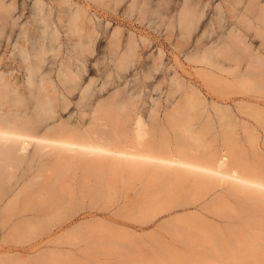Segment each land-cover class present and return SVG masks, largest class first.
Listing matches in <instances>:
<instances>
[{"label": "rangeland", "instance_id": "1", "mask_svg": "<svg viewBox=\"0 0 264 264\" xmlns=\"http://www.w3.org/2000/svg\"><path fill=\"white\" fill-rule=\"evenodd\" d=\"M23 1L29 10L30 0ZM70 2L82 5L96 24L94 52L83 77L91 79L97 90L108 82L99 97L117 93L119 98L132 96L135 103L125 135L119 143L107 142L110 148L136 151L133 130L140 119L144 140L152 144L157 156L176 158L175 141L180 137L191 154L203 150L227 156L233 171H264V83L257 77L264 74V67L255 63V58L264 60V0ZM190 7H194L193 14L185 10ZM51 19L55 21L56 16ZM114 28L119 29L124 45L130 38L135 41L140 58L132 66V76H124V68L119 70L107 58L102 59ZM60 39L65 51L62 33ZM158 51L162 69L155 73L151 69ZM206 57L213 64L201 59ZM107 72L112 74L110 78ZM14 75L21 77L22 71L16 68ZM172 75L192 84L211 114L215 103L229 106L233 124L213 115L209 128L197 140L203 120L179 124L170 118V109L179 99L177 94L167 98ZM77 95L69 96L70 106L61 113L60 122L69 113V123L81 130L120 131L115 125L95 123L90 114L81 118ZM253 109L260 113L257 120L251 116ZM231 128L228 136L222 134ZM98 138L100 135L94 136L95 141ZM97 161L111 164L115 160L110 155L89 156L71 164L52 153L40 157L19 181L14 179L18 171L10 168L13 176L3 178L0 191L11 187L8 199L15 194L18 199L7 211L6 229L0 226V264H264V197L242 191L239 183L197 178L180 169L179 178L162 177L158 184V177L156 180L134 163L131 174L123 172L116 181L109 167ZM148 166L167 171L158 164ZM33 176L38 177L31 180ZM68 189L77 194L82 189L84 196L73 204L69 197L74 195ZM58 198L62 199L59 204ZM20 219L31 227L11 231Z\"/></svg>", "mask_w": 264, "mask_h": 264}, {"label": "bare ground", "instance_id": "2", "mask_svg": "<svg viewBox=\"0 0 264 264\" xmlns=\"http://www.w3.org/2000/svg\"><path fill=\"white\" fill-rule=\"evenodd\" d=\"M92 1L107 5L111 0ZM30 2L28 10L26 8L28 5L23 0L21 2L0 0V45L4 47V52L0 53V182L4 177L9 180L10 176H13L9 175L11 169L18 171L14 175L15 181L21 180L36 166L40 157H50L52 153L71 164H77L89 156L110 155L115 160L111 164L100 161L97 163L109 167L114 176L112 178L116 181L123 172L130 175L134 163L142 165V170L147 174L149 172V175L156 180L158 177V184L162 177L170 178V181L179 178L181 173H177V169H180L184 172L191 171L195 176L216 177L224 182L233 181L243 185L242 191L249 190L264 197V171L251 168H245V173L237 168L233 171L229 157L203 150L191 154L185 149L184 141L180 137L175 141L179 153L176 158L157 156L152 151V144L144 140L145 131L140 119L135 121L133 130L137 142L136 151L110 148L107 142L119 143L122 139L121 135H125L123 130L132 121V107L135 103L132 96L127 99L119 98L117 93L108 95L106 99L99 97L98 93L104 90L108 82L104 80L105 82L97 90L90 83L91 79L87 81L82 75L88 57L94 52L96 24L82 5L73 4L70 0H30ZM114 2L118 3V1ZM193 8L185 10L189 13L194 11ZM27 10L28 12H25ZM54 16H56L55 21L51 19ZM19 19L22 20L18 22ZM61 33L67 42L65 51L62 50ZM119 33L118 28L109 32L106 53L102 59L107 58L108 62L119 70L124 68L126 70L124 76L126 73L132 76V66H135L140 57L136 52L135 41L130 38L124 45L119 39ZM168 35L170 36V32ZM95 57L97 61L98 54ZM161 59L162 54L158 51L153 59L151 71L155 73L161 71ZM201 59H206L205 63L208 65L213 64L209 57ZM255 63L258 67H264V60L261 57L255 58ZM16 68L22 71L21 77L12 76ZM106 74L108 78L112 75L110 72ZM257 77L264 83V74H259ZM163 81L158 85H162ZM167 83L169 85L167 98H173L175 94L179 97L175 106L170 109V118L179 124L196 120L205 122L203 129L197 135V140L209 128L208 123L212 122L210 119L213 115L226 124H233L235 121L227 105L213 104L211 114L192 84H186L174 75L168 78ZM75 92L78 93L77 104L81 106V118L90 114L95 119V123L102 121L115 125L114 129L120 131L81 130L69 123L72 116L69 113L67 119L60 122L61 113L70 106L69 96ZM259 114L258 110L253 109L251 112V116L256 120L260 117ZM232 130L233 128L229 131L222 130V134L228 136ZM96 135H100L99 141H95ZM31 145H34L32 151L28 150ZM148 164L164 166L167 171L151 168ZM135 170L138 171V167ZM36 177L38 176H33L31 180ZM147 179L146 181L150 180ZM80 187L83 185L81 184ZM11 190V187H6L0 191L2 229H6L5 220L10 205L18 199V194L8 199ZM68 191L74 195L73 198L69 197L73 204L84 196L82 189L78 194L72 189ZM56 200L57 204L62 202L61 198ZM29 227L30 224L20 219L10 227V230L22 232Z\"/></svg>", "mask_w": 264, "mask_h": 264}]
</instances>
